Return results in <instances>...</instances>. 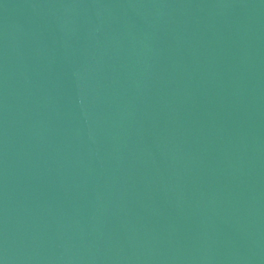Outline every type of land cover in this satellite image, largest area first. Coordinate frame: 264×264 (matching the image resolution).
I'll return each instance as SVG.
<instances>
[{
	"label": "water",
	"instance_id": "obj_1",
	"mask_svg": "<svg viewBox=\"0 0 264 264\" xmlns=\"http://www.w3.org/2000/svg\"><path fill=\"white\" fill-rule=\"evenodd\" d=\"M0 264H264V0H0Z\"/></svg>",
	"mask_w": 264,
	"mask_h": 264
}]
</instances>
